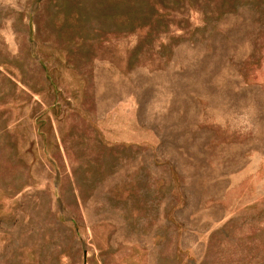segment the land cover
Here are the masks:
<instances>
[{
  "label": "rangeland",
  "instance_id": "rangeland-1",
  "mask_svg": "<svg viewBox=\"0 0 264 264\" xmlns=\"http://www.w3.org/2000/svg\"><path fill=\"white\" fill-rule=\"evenodd\" d=\"M0 264H264V0H0Z\"/></svg>",
  "mask_w": 264,
  "mask_h": 264
}]
</instances>
